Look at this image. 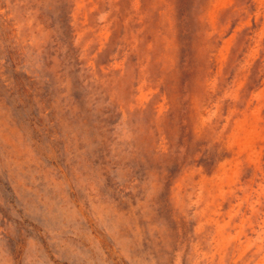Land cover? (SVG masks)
<instances>
[{
  "label": "rangeland",
  "instance_id": "rangeland-1",
  "mask_svg": "<svg viewBox=\"0 0 264 264\" xmlns=\"http://www.w3.org/2000/svg\"><path fill=\"white\" fill-rule=\"evenodd\" d=\"M0 264H264V0H0Z\"/></svg>",
  "mask_w": 264,
  "mask_h": 264
}]
</instances>
